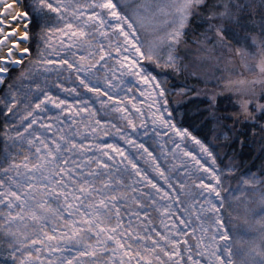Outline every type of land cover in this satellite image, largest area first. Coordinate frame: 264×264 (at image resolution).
<instances>
[{"label":"snow or ice","instance_id":"obj_1","mask_svg":"<svg viewBox=\"0 0 264 264\" xmlns=\"http://www.w3.org/2000/svg\"><path fill=\"white\" fill-rule=\"evenodd\" d=\"M29 7L38 13L36 17L30 15ZM254 8V4L240 0H122L119 3L117 0H56L55 5L50 0H34V5L26 0L25 3L0 0V46L5 41L11 44L6 47V55L0 48V84L6 82L9 64H24L23 56H15L13 49H21V41L29 40V25L34 23L40 28L45 45L35 64L45 66V72L55 70L48 67L51 65L60 69L67 66L69 76L65 79H71L74 74L79 87L86 92L107 97V101H100L101 106L108 108L111 101V111L124 114L125 127L131 126L133 131L138 125L128 108L121 106L123 100L131 102L141 117L144 112L133 102L134 98L125 95L121 99L108 91L119 86L112 83L107 73L106 87L102 88L96 70L108 69L113 76L119 72L120 76L135 77L147 86L140 90V95L148 101L153 125L174 131L179 137V142L173 140L179 153L169 154L173 159L178 155L189 158L179 161L184 178L177 177L174 185L144 143L117 124L97 118V111L89 107L90 99L70 102L51 91H43V98L37 101L30 98V93L8 84L5 108L8 115L16 117L18 113L14 109L23 104L24 114L19 118L28 122L24 132L18 131L16 137L27 142L29 152L17 162L16 156L7 154L6 148L0 163V233L7 247L6 261L11 264H264V242L256 246L240 235L233 237L222 214L228 202L222 195L223 178L234 175L240 167L235 153L231 157L225 154L229 165L222 168L218 152L187 128L166 119L165 112L172 116V111L167 109L166 82L142 63L148 61L161 69L180 71L179 49L187 44V30L193 21H198L204 30L198 38L194 37L195 45L207 46L206 52L214 51L217 46L234 52L229 59L238 57L241 67L255 74L251 80L236 81L247 86L243 97L238 99L237 112L217 114L216 95L212 94L209 114L222 129L216 139L223 137L228 148L233 137L223 130L235 131V125L229 127V120L248 121L253 128L258 127V133L253 135L260 138L261 170L259 175L251 169L243 172L237 190L247 193L250 189L252 195L259 193L258 214L264 240V11L260 14L259 41L248 34L260 53L256 63L250 62L256 59V53L246 42L234 46L229 39L236 29L246 28V18L252 15L249 9ZM44 9L55 13L57 20L63 21L62 26H48ZM21 25L23 35L19 40H10ZM142 31L151 33V39L142 40ZM54 33L59 34L56 42L52 40ZM21 51L31 54L29 47ZM69 52L72 59L68 58ZM53 54L59 59L49 58ZM110 60L115 61V68L109 64ZM17 79L21 82L31 79L30 70L22 67ZM56 86L81 96L76 86L68 88L60 82ZM127 91L133 88L128 87ZM189 91L195 89H181L180 94L187 95ZM77 104L83 107L78 108ZM37 112L48 115L45 119ZM34 125L43 131L34 129ZM109 126L125 143L147 154L153 171L171 192L160 187L124 148L100 140L101 136L112 134ZM139 126L145 127L146 122ZM152 131L158 136L168 135L156 127ZM186 138L199 146L211 164L182 147ZM239 143L244 146V141ZM176 167L172 165L173 170Z\"/></svg>","mask_w":264,"mask_h":264},{"label":"trees","instance_id":"obj_2","mask_svg":"<svg viewBox=\"0 0 264 264\" xmlns=\"http://www.w3.org/2000/svg\"><path fill=\"white\" fill-rule=\"evenodd\" d=\"M31 0H26L30 4ZM25 3V0H24ZM240 3L254 4V9H249L252 12L250 17L246 18V28L236 29L235 35H229V39L232 40L233 45H239L241 43H247L249 49L253 52H257L258 49L252 44V40L249 37V33L255 36L257 40L260 39L259 22L261 19V11H264V4L262 0H240ZM32 17H36L38 13H35L31 7L27 9ZM49 22V16L47 17ZM255 21V23H252ZM204 30V26L198 21H193V26L187 30L188 35L187 52L192 54L193 49L197 50V46L193 43L194 37H199L200 33ZM31 41L29 48L31 49V56L24 61V64L20 67L12 68L6 77V82L0 88V163L3 162V158L6 155L5 149L7 148V154L15 155L20 160L25 154L29 152V145L26 141H21L16 137V133L19 131L24 132V128L28 121L21 122L20 115L24 114L23 104L19 109H14L17 112V116L13 117L7 114L5 108V100L9 97L8 84H13L16 88H21L24 93H30L31 99L39 100L43 98V91H51L53 94L61 97V90L56 86L57 81L43 71L34 70L35 61L39 59V51L42 47V39L40 38V28L34 23L29 27ZM197 47V48H196ZM201 46H199L200 48ZM205 47V46H204ZM207 47V46H206ZM210 59L201 64L186 65L185 69L180 71L175 70H154V74L158 77H163L166 80V86L174 93H168L169 105L172 111L174 121L181 128H187L198 139L207 143L215 144L219 152V159L222 160L225 165H229V159L225 158V154L231 157L234 153L236 155V162L240 165L237 172L242 174L243 172L251 171L260 173L262 160L260 158L261 144L260 138L257 135H253L254 132L258 133V127L253 128L251 122L245 121L244 123H237L234 120H229L227 123L229 127L235 125V131H226L227 134L233 137L230 141L231 148L225 147V141L223 137L219 140L216 137L220 134L222 129L216 124L215 120L209 114V98L212 94L216 95L215 108L217 114H230L239 110L238 99L241 98L239 94H236L229 88L225 87L224 81H220L219 77L229 75L224 73L223 70H227L224 64H220L223 60H230L228 53L225 49L217 46L214 51L209 50ZM234 53V52H233ZM232 54L231 56H233ZM222 60V61H221ZM30 70L31 79H25L22 82L17 78L20 75L21 68ZM241 74L244 72L242 69H238ZM237 72L235 71L234 74ZM222 82L220 84V82ZM229 82V81H227ZM39 85V89L37 88ZM195 89V92L189 91L187 95H181L176 93L181 89ZM199 92L200 95H196ZM178 94V95H177ZM23 101V96L21 97ZM34 107V105H33ZM40 116L39 112L36 113ZM38 130V125L33 126ZM27 133L24 135L26 136ZM244 141V146H241L239 140ZM0 264H8L6 261L4 251L0 245Z\"/></svg>","mask_w":264,"mask_h":264},{"label":"rangeland","instance_id":"obj_3","mask_svg":"<svg viewBox=\"0 0 264 264\" xmlns=\"http://www.w3.org/2000/svg\"><path fill=\"white\" fill-rule=\"evenodd\" d=\"M50 2H52L55 5L56 0H50ZM117 2L118 3L122 2V0H117ZM23 3H24V0H23ZM30 4L34 5V0H31ZM31 8L34 11V8L33 7H31ZM43 11H44V15L46 17L49 16L48 26H52V27L62 26L63 21L57 20L55 13H51L47 9H44ZM34 12L37 13L36 11H34ZM29 27H30V25H29ZM160 34L161 35L163 34L162 29L160 31ZM29 35H30V32H29ZM44 35H46V33ZM151 35H152L151 33H145L143 31L140 33L142 40L151 39ZM52 40L54 42L58 41L59 40V34L54 33L52 36ZM30 41H31V37L29 38L28 47H29ZM187 47H188L187 44H182L180 49H179V53H178L179 56L181 57V60L179 61V63L181 64L183 69H185L190 64H192V66H194V64L205 63L210 59L211 55L209 53L206 54V51H205L206 46L205 47L201 46L200 48H199V46H197L198 47V48L196 47L197 50L193 49L192 54H189L187 52V49H186ZM41 50H45V45H44L43 41H42ZM47 51H51V49H47ZM71 51H75V50H71ZM254 53H256V59L250 61L251 63H256L257 60L259 59V55H260L259 51L254 52ZM232 54L235 55V53H229V52L226 53L227 56H229V55L231 56ZM61 55H64V53H61ZM67 55H68V58H70V59L73 58L71 56V52H69ZM30 56H31V54L28 55L24 59V61L27 60L28 58H30ZM49 58L59 59V57L56 56L55 54H53ZM101 63H103V62H101ZM142 63L144 65L148 66L153 74H154V70H158V71L169 70V69L158 68L155 65L150 64L148 61H142ZM109 64L113 68L116 67L114 60H110ZM220 64L225 65L224 67H222V69L223 68L227 69V70H223V71H224V73H227L229 75L225 76V78L223 76H221L218 79H220V81H224L223 84H225L226 88L231 89L236 94H239L242 98L244 90L246 89L247 86L237 84L236 81L241 80V79L251 80L254 78L255 74L251 73L247 69L241 67L238 57L235 60H223L222 62H220ZM16 67H20V66H14L13 68H16ZM44 67L45 66L36 64L34 67L35 68L34 70L43 71L45 73ZM48 67L55 69L54 71L46 72L54 79V81L63 83L64 86L68 87V88L76 86V87H78V90L81 93V96L77 97L74 93L70 94L68 92H64L60 88L61 98L67 99L70 102H75L81 98L90 99L91 103L89 104V107L94 108L97 111V113H98L97 118H100L102 120V122L103 121H109L111 123L117 124L118 126L124 128L125 132L130 133L132 135V137L134 139H136L138 142L144 143L145 146L148 147L149 150L152 151L153 154L156 156L157 160L159 161L161 167L165 170L166 174L170 175L174 185H175V181H176L177 177H179L181 179L184 178L183 177V171L180 168L179 161L182 159H189V158L178 155L177 159H173L172 155L169 154L170 152L179 153V150L175 149L174 144H173V140L179 142V137L175 135L174 131H170L168 129L161 128L157 125H153L152 115H151V112L148 108V101H147L146 97H143L140 95V90L146 89L147 88L146 85L139 83L135 77L127 76V75L120 76L119 72H117L115 74V76H113V74L111 72H109L108 69H97L96 70V75L99 77V83H100V86L102 88L106 87V85H105V74L107 73L108 77H110L112 79V83L114 85L119 86L117 88L108 89V91L113 96H116V97L121 98V99L125 95L128 96L129 98H134L133 102L136 103L144 112V116L141 117L140 114L137 113L136 110L132 107L131 102H129L128 100H123V104L121 106H126L128 108L129 112L131 113L132 118L135 120L136 124L138 125L137 129L135 131H133L131 126L125 127L126 121L124 119H122V116L124 114L111 111V105H112L111 101L108 102V104H109L108 108L101 106L100 101L101 100L107 101V97H104V96L97 97L94 93L86 92V90H84L82 87H79V81L76 79V76L74 74L71 75V79H65V77L69 76V71L65 70L67 66H65L64 69L58 68L57 65H51ZM238 69L239 70L242 69L244 72L241 74L240 71L238 72ZM235 71L237 72L236 74H234ZM158 79L166 82V80L163 77H158ZM220 81H218V82H220ZM227 81H229V82H227ZM95 82L96 81L93 80V83H95ZM221 83L222 82H220V84ZM128 87H132L133 91L128 92L127 91ZM165 87H166L168 93H172V94L174 93V91L169 90L167 88L166 83H165ZM257 90H259L258 85H257ZM176 93H180V92L176 91ZM48 107L51 108V105H49ZM76 107H78V108L83 107V105L77 104ZM167 109H168V111H171L169 104L167 106ZM162 110H163V107H162ZM58 111L59 110L53 109V112H58ZM39 114H40V116L44 117L45 119L48 115V113H40V112H39ZM84 115H87V114H84ZM165 118L171 119L174 121L173 115L171 117H168L167 112H165ZM142 121L146 122L145 127L139 126ZM154 127H156L157 130L162 132V133L167 131L168 135H162V136L156 135L152 131V129ZM109 130L111 131L112 134L108 137L101 136L100 140L102 142H107V143H116L121 148H124L126 150V152L132 156V158L140 166V168L145 170L148 173V175L151 178H153L160 185V187L171 192V189L168 188V185L165 183V181L155 171H153V166L151 165V161L147 157V154L143 153L142 150L125 143V141L123 139H121L118 135H116L115 129H112L110 126H109ZM38 131H43V130L39 129V127H38ZM145 131H147V135L144 134ZM27 135H28V133L26 134V136ZM205 143L208 144L211 148H213L215 152H218L215 144L207 143V142H205ZM182 147L186 148L188 151H191V152L197 154L198 156H201L202 159L206 160L209 164H211L210 159L208 157H206L203 153L200 152L199 146L196 145L191 140V138H186L182 144ZM16 159H17V162H20L22 160V159L20 160L19 158H16ZM117 159L119 160L120 158L117 157ZM146 161H148V162L146 163ZM218 162L220 163V166L222 168H224L225 166H228V165H225V163L220 159L218 160ZM125 163H127V162L125 161ZM174 164L177 166L175 170H173V168H172V165H174ZM257 174L259 175V173H257ZM199 175H203L205 177L207 176V174H204V173H200ZM241 175L242 174H240V172L236 171V173L234 175H230V176H227L226 178H223L225 191L222 192V195L227 197L228 202L226 203L224 209L222 210V214H223L225 221L228 225L230 235H232L233 237L240 235V236L244 237L246 242L250 241V242L254 243L256 246H259V245H261L262 242H264V240H262V232H261V227H262V225L260 223L261 217L258 214L259 208L261 206L260 200H259V193L252 195L250 189L247 190V193H242L241 191H238L237 186L240 184ZM147 190L150 191V189H147ZM233 196L239 197V199H233ZM250 196H251V199H250ZM176 208L178 211L180 210L179 205H177ZM189 239L193 244L195 243V241L192 240L191 237ZM0 245L3 248L4 255L6 258L7 247L3 243L2 233H0ZM197 259H199V257H197ZM7 262H8V264H11V261H7Z\"/></svg>","mask_w":264,"mask_h":264},{"label":"bare ground","instance_id":"obj_4","mask_svg":"<svg viewBox=\"0 0 264 264\" xmlns=\"http://www.w3.org/2000/svg\"><path fill=\"white\" fill-rule=\"evenodd\" d=\"M21 3H23V0H21ZM12 23H13V25H15V22H12ZM5 27L7 28V26H5ZM8 30H10V29H8ZM23 31H24V28L21 25L20 28H19V31L15 34V36L10 37L9 39L10 40H19L20 36L23 35ZM29 37H30V35H29ZM0 38H2V34H0ZM28 42H29V40H27V41H21V49L23 47H28ZM6 47H11V44L9 43V41H5V45L4 46H0V48H3L4 49V52H3L4 55L7 54ZM21 49H13V54L15 56H17V57L23 56V59H25L29 54L23 53L21 51ZM8 66H9V68L11 70L14 66H18V65L9 64ZM7 76H8V74H6L5 79H6ZM2 85L3 84H0V88H1Z\"/></svg>","mask_w":264,"mask_h":264}]
</instances>
